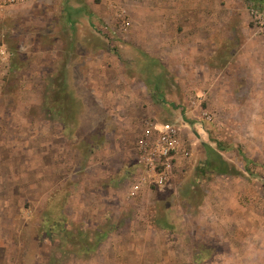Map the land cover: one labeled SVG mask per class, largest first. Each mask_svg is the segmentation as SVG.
I'll return each mask as SVG.
<instances>
[{"label":"rangeland","instance_id":"rangeland-1","mask_svg":"<svg viewBox=\"0 0 264 264\" xmlns=\"http://www.w3.org/2000/svg\"><path fill=\"white\" fill-rule=\"evenodd\" d=\"M181 1L0 0V264H264V176L245 151L249 98L231 92L244 44L264 42L249 16L264 0ZM83 6L92 13L71 9ZM198 24L218 27L187 35L203 53L219 41V73L208 75L219 82L206 93L166 89L169 28ZM78 39L109 53L86 62L85 81L66 80L60 48ZM138 57L160 95L145 90ZM154 121L180 124L192 155L169 181L132 193L144 170L137 142ZM208 146L240 173L206 171Z\"/></svg>","mask_w":264,"mask_h":264},{"label":"crops","instance_id":"crops-1","mask_svg":"<svg viewBox=\"0 0 264 264\" xmlns=\"http://www.w3.org/2000/svg\"><path fill=\"white\" fill-rule=\"evenodd\" d=\"M187 1V0H182ZM181 1V8L187 7L188 4ZM87 6H83L81 8H71L74 12H81L85 11L88 14H91L92 12L89 10V8H86ZM69 9V11H72ZM182 10V9H180ZM71 13V12H70ZM75 28V26H74ZM73 28V29H74ZM182 31H178L179 28L177 27H171L169 28V32H171L174 36L169 37V43H166V46L164 47L165 52L164 54V62L163 65L166 69V71L169 73V76L164 77L163 79V86L166 89L171 90H180L183 91V93L190 90V88L196 87L200 93H206L208 88H212L215 82H219V76L217 75L219 73L218 67V61L220 58V44L219 41H215L211 39V47L210 51L207 53H203L200 46H197L195 48H191L189 50V43H195L194 40L196 39L195 36H189L187 35L189 31L194 33H199L202 30H210L211 33H217L218 27L216 26H205L203 24L193 25V26H182ZM71 29L74 33V30ZM77 31H75L76 33ZM168 32V31H167ZM168 39V38H167ZM198 39V36H197ZM198 41V40H197ZM65 43V42H64ZM244 45L247 46V49L245 50L244 59H242L241 56L237 60L244 61V62H238L236 58V64L243 65V68L240 69V77L236 81L234 79V84L232 85L231 92L240 93V91H236L237 87L241 89V93L243 92V96L245 98H249V101L245 102L244 105V115H243V127L245 130H248V138L246 140V149L245 151H248V156L250 159L257 160L260 162V174L261 176H264V42H247ZM235 50V49H234ZM207 51V50H206ZM232 52V53H231ZM237 51L230 50L231 58L233 59V55L236 54ZM106 53H109L108 48L104 47V43L101 40H97L94 43L90 42L89 40H73V41H67L61 48L59 56L63 59L62 61H65V65L67 66V70L64 73L66 80L68 79V76H73V79L75 81H82L86 80V74L84 73L85 70H87V67L83 69V66H85L86 62L91 64L94 60L101 61V59L105 60L106 57L104 55ZM204 55L207 57L203 60L204 69H198L202 71V74L196 75V81L193 83V80L190 82L189 78L187 76H193V74L196 71V67L200 63H196V57L198 55ZM139 59V57H138ZM137 59V60H138ZM141 62V58L139 59ZM91 62V63H90ZM103 62V61H102ZM124 60V64H125ZM148 63L149 65L146 66L143 62V69L146 71V75H142V81L146 82L145 90L150 93V95H160V92L158 91L161 87V81L160 77H156V73L154 70L151 71L150 69V63L145 60V63ZM94 63V62H93ZM92 63V64H93ZM146 63V64H147ZM187 66H191L190 68H187ZM194 66L195 70H194ZM239 68V67H238ZM214 69L217 70V74L215 76V79L212 77H208V75L214 71ZM90 69H88L89 72ZM236 68L234 69L235 74ZM68 72V73H67ZM80 73L82 76H78L77 73ZM87 72V74H88ZM153 72V73H152ZM176 73L178 76H176ZM197 73V72H196ZM172 74H174V78H172ZM233 74V75H234ZM124 77V76H123ZM187 78V79H186ZM125 79L130 81L132 79L131 74L125 73ZM133 80V79H132ZM140 80V79H139ZM233 81V80H232ZM238 82V83H237ZM193 83V84H192ZM241 84V85H240ZM69 88V86H68ZM69 90V89H68ZM179 93H169V96L178 95ZM234 94V96H236ZM149 94H147L148 96ZM163 96V95H162ZM77 99H80V96ZM155 97V96H154ZM159 99H163L160 97ZM152 100V99H151ZM83 101V100H82ZM83 105L85 103L83 102ZM141 107L146 111L152 112L155 111L153 105L150 109V105L144 106V104H141ZM158 125H167V124H174L178 126L180 129L181 126L178 123H160L156 122ZM146 127V126H145ZM144 127V128H145ZM144 130V129H143ZM143 132V131H142ZM141 132V133H142ZM142 135V134H141ZM184 137V136H183ZM192 147V146H191ZM192 155V153H191ZM179 161L177 167H182L183 162H185L186 158L179 154ZM191 156L187 159H190ZM141 163V162H140ZM141 178V174H138V176L135 177L134 182L132 183V193H136L140 191L142 188H144L145 185H140L139 188H134V185L136 183H139V180ZM246 188V187H244ZM247 188H252L251 184L249 183ZM251 206V207H250ZM252 203H249V209L251 213Z\"/></svg>","mask_w":264,"mask_h":264},{"label":"built area","instance_id":"built-area-1","mask_svg":"<svg viewBox=\"0 0 264 264\" xmlns=\"http://www.w3.org/2000/svg\"><path fill=\"white\" fill-rule=\"evenodd\" d=\"M11 2H28L33 0H10ZM124 10L118 14L121 17L119 28L127 30L129 20L123 16ZM250 21L256 32L264 36V9L258 5L249 8ZM203 117L210 120L211 114L203 110ZM182 135L181 129L174 124L158 125L155 121L149 122L144 128L137 142L138 158L144 168L140 185H161L173 177V170L178 166L179 154L189 158L192 147Z\"/></svg>","mask_w":264,"mask_h":264},{"label":"trees","instance_id":"trees-1","mask_svg":"<svg viewBox=\"0 0 264 264\" xmlns=\"http://www.w3.org/2000/svg\"><path fill=\"white\" fill-rule=\"evenodd\" d=\"M208 151H209V157L207 158L205 163L206 171L218 172V173H232V174L240 173L234 166H232V168H229L230 166L229 163L220 156L216 148L212 146H208Z\"/></svg>","mask_w":264,"mask_h":264}]
</instances>
